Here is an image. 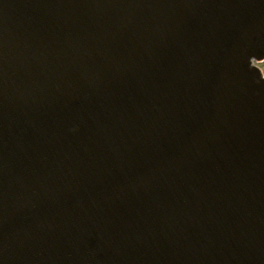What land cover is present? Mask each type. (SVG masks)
<instances>
[{"label": "water", "instance_id": "obj_1", "mask_svg": "<svg viewBox=\"0 0 264 264\" xmlns=\"http://www.w3.org/2000/svg\"><path fill=\"white\" fill-rule=\"evenodd\" d=\"M264 0H0V264H264Z\"/></svg>", "mask_w": 264, "mask_h": 264}, {"label": "rangeland", "instance_id": "obj_2", "mask_svg": "<svg viewBox=\"0 0 264 264\" xmlns=\"http://www.w3.org/2000/svg\"><path fill=\"white\" fill-rule=\"evenodd\" d=\"M260 65L262 66V68H263V70H264V62H262Z\"/></svg>", "mask_w": 264, "mask_h": 264}]
</instances>
